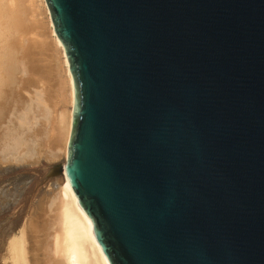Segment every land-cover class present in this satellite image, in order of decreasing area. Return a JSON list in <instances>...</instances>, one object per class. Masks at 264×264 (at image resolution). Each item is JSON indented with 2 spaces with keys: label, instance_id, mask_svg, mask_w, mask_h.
Segmentation results:
<instances>
[{
  "label": "water",
  "instance_id": "1",
  "mask_svg": "<svg viewBox=\"0 0 264 264\" xmlns=\"http://www.w3.org/2000/svg\"><path fill=\"white\" fill-rule=\"evenodd\" d=\"M46 3L66 174L109 263L264 264V0Z\"/></svg>",
  "mask_w": 264,
  "mask_h": 264
},
{
  "label": "bare ground",
  "instance_id": "2",
  "mask_svg": "<svg viewBox=\"0 0 264 264\" xmlns=\"http://www.w3.org/2000/svg\"><path fill=\"white\" fill-rule=\"evenodd\" d=\"M17 2L16 0H0V154L8 159L10 157L16 161H22L27 159L26 156L32 157V154L37 153V148L42 144H49L47 146L49 147V156L57 159L60 157L59 151L62 144H65V148H63L64 162L55 164L60 173L57 176L60 192L58 191L59 195L54 197L51 202L53 207L52 210L49 209L50 218L47 217L48 221L44 220V225H42L39 219V222L36 223L37 235L35 234L32 247L29 248L31 255L25 256V264H110L94 236L90 216L78 205L77 197L66 174L68 143L72 130L74 108V85L64 46L55 32L46 0H42L46 12V16H44L48 18V23L51 25L49 33L51 32L54 39H52L54 49L51 48V50L54 52L60 48L63 56L65 68L62 67L61 71L65 75L62 76L57 71L58 66H56L55 60H52L54 63H51L53 65L48 68L49 70L45 68L49 67L46 62L49 63L50 60L45 61L46 59L37 55L38 53H34L36 45L34 47L33 43L28 42L29 44H26L28 47L24 46L28 40L25 37L30 29L27 32L26 28L23 29L22 22H28L22 19V15L27 12L22 8L25 9L23 6H29V2L26 5L25 0L21 1L25 3L22 7L20 6L24 11L21 10L22 15ZM35 2L37 1L35 0ZM35 2L30 4L33 13L37 11L33 8ZM29 10L28 8V13ZM28 13L25 15L29 16ZM27 18L29 21V17ZM36 25L38 28V24ZM43 26L42 28H44ZM45 28L48 27L45 26ZM43 33L47 34L44 31ZM38 51L40 54H44V50L41 52V48ZM42 62L46 66L42 65ZM51 67L56 70L54 69L55 72L52 71V74H48ZM33 72H36L37 76H39L38 73L41 77L44 76L41 80L49 75L50 80L44 82L47 87L43 83V88H40L41 80L37 81L34 80V77L31 78L32 74L34 75ZM38 85L39 90H37ZM31 87L37 88L33 94ZM51 108L56 110L54 114L52 112V117L55 115L52 119L49 118L50 111H54ZM48 115L50 116L48 117ZM42 117H47L46 120L49 118L48 122L51 125L43 126L42 124L46 121H43L45 118L42 119ZM53 119L54 121H52ZM41 120L43 123L38 122ZM40 216L42 217V215ZM40 230L44 235H38L41 233Z\"/></svg>",
  "mask_w": 264,
  "mask_h": 264
},
{
  "label": "rangeland",
  "instance_id": "3",
  "mask_svg": "<svg viewBox=\"0 0 264 264\" xmlns=\"http://www.w3.org/2000/svg\"><path fill=\"white\" fill-rule=\"evenodd\" d=\"M21 1L24 2V0H19L18 2L16 0L17 4H19L20 11L22 9L24 11L26 10L27 12H25V14L27 15L28 8L30 9L28 13L29 16H26L25 14L22 15V13L24 12L23 10H22L23 12L22 11L20 12L21 15L23 16L22 19L23 20L25 19L28 22V23H25L26 21L22 22V25L24 27L23 29L26 28L25 29L26 32L28 29H30L27 33V36L25 37L28 40L26 41V43H24L25 44L24 46H27L29 44L28 42H30L31 44L33 43L32 46L36 45V47L34 46L35 48L33 47L35 49L34 53L35 52L38 53L37 55H40L44 60L46 59L45 61H47L48 59L50 60L49 62L50 64L46 62V65H49V67L43 64V62H42V65H45L46 66L45 68L48 69L50 68L51 65H53L51 63H54L52 60H55L56 66H58L57 71L60 73V75L64 76L65 73L61 71L62 67L65 68L63 65V56H62L61 50L60 48H58L54 52L53 50H51V48L54 49L52 46L54 39H53V35L51 34V32L49 33V31L51 30V25L48 23V18L45 17L46 12L44 10L45 8H44V5L42 4V0H36L37 2H35V0L34 1L29 0L30 2L28 0H25L26 5L29 2L30 7L23 6L25 3ZM20 2L22 5L20 4ZM31 2L32 4H34L35 2V5H33L35 7L37 6V4L38 6L40 5L39 6L40 8L37 6L38 9L37 7L36 8L33 7L35 10H37L34 13H33V10H31L32 9ZM20 6L25 7V9L24 8L21 9ZM27 17H29V21ZM39 20L41 21L39 22ZM36 24H38V28H36L37 27ZM41 25L44 28L45 26H47L48 28H45V30H48V31H45ZM42 30L44 32H47V34L43 33ZM39 31H42V32L39 33ZM42 33L44 35L45 34L46 35L50 34V35L44 36ZM40 48H41V52H43L42 50H44L43 52L44 54L42 53L40 54V52L38 51L40 50ZM41 67L44 68V66H41ZM54 69L56 70V68ZM54 69L52 68L51 71H48L47 73L49 74L52 71L55 72ZM33 73L34 75L32 74L31 76L30 74V76L31 78L34 77V80L39 81L42 79V77L44 78V76L41 77L40 73L38 72L37 73L39 76H37L36 72H33ZM44 75L47 76L46 74ZM46 78L44 80H41L40 88L41 87L43 88V83L45 81L50 80V78L48 79ZM44 85L46 86V83H44ZM37 87L38 89L36 87L35 88L31 87L32 94L35 93L36 89L37 90L40 89L39 85ZM24 93L29 94L27 92H24ZM51 109L54 110L53 108ZM52 112L54 114L56 110L50 111L49 114L51 116L48 115V117L50 116L49 118L51 119L55 117V115H53L52 117ZM44 118L42 117V119ZM49 118L48 120L50 121ZM46 119L47 117L45 118V120H43V121H46L44 123L42 120L38 122L39 123L42 122L43 124L42 123L41 124L43 126H46V124L47 126H50L51 124ZM52 121H54V119ZM52 121L51 123H53ZM48 145L42 144L41 146L37 148V153L35 152L34 154H32L33 155L32 157L26 156L27 159H24L22 161H19V160L16 161V160H13V158L10 159V157L8 159V158H5L3 154H2L3 156H1L0 154V264H25L26 262L25 256L27 255L26 257H29L31 255L29 248L32 247V243L34 242V239L36 237L35 236L36 230H37L36 223L40 221V223L44 225L43 221L46 219L48 221L47 217H49V212L50 210H52V207H53V204L51 202L52 200H54L53 199L54 197L56 198L57 195H59L60 184L57 183L58 182L57 176L60 173H59L58 167L55 164L64 162L65 158L63 157L64 156L63 148H65V144H62V148L59 151L60 157L57 159H53L51 156H49V147H47ZM40 215H42V217ZM38 235H44V234L43 232H41Z\"/></svg>",
  "mask_w": 264,
  "mask_h": 264
}]
</instances>
